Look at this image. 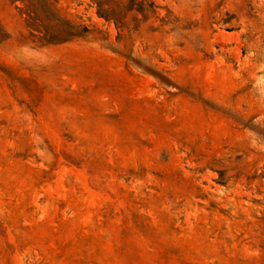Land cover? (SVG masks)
Listing matches in <instances>:
<instances>
[{"label":"rangeland","instance_id":"rangeland-1","mask_svg":"<svg viewBox=\"0 0 264 264\" xmlns=\"http://www.w3.org/2000/svg\"><path fill=\"white\" fill-rule=\"evenodd\" d=\"M0 264H264V0H0Z\"/></svg>","mask_w":264,"mask_h":264}]
</instances>
